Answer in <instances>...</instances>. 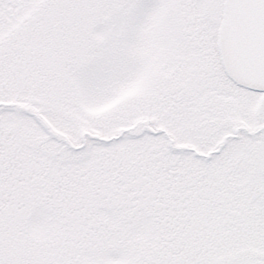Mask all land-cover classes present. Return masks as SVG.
I'll return each mask as SVG.
<instances>
[{
  "label": "snow or ice",
  "instance_id": "snow-or-ice-1",
  "mask_svg": "<svg viewBox=\"0 0 264 264\" xmlns=\"http://www.w3.org/2000/svg\"><path fill=\"white\" fill-rule=\"evenodd\" d=\"M0 264H264V0H0Z\"/></svg>",
  "mask_w": 264,
  "mask_h": 264
}]
</instances>
